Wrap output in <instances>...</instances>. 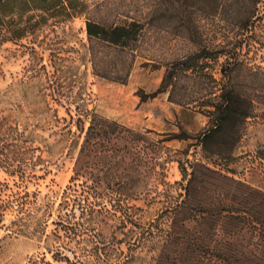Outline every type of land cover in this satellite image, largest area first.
<instances>
[{"label": "rangeland", "instance_id": "1", "mask_svg": "<svg viewBox=\"0 0 264 264\" xmlns=\"http://www.w3.org/2000/svg\"><path fill=\"white\" fill-rule=\"evenodd\" d=\"M87 2V14L56 25L50 21L35 35L0 44V117L10 115L29 132L22 155L27 160L23 166L27 177L22 181L20 174H10L0 165V181L11 187L2 198L8 200L13 190L36 192L37 204L51 201L56 218L93 114L115 120L112 116L123 108L118 89L124 88L130 76L131 87L143 84L151 90L165 88L178 108L200 114L197 123L206 121L203 130L209 118L202 110L208 108L206 104L214 99L220 86L209 76L213 74L219 81L230 78V83L253 104L232 158L208 157L201 142L194 138L202 130L190 132L186 126L193 120L185 115L183 125L176 118L166 124L163 132L144 125L130 127L136 132V140L132 142L133 153L124 160L116 152H121L119 148L125 144L115 139L105 141L109 151L99 158L100 168H96L104 185L111 174L125 180L115 186L125 193L124 201L114 206L104 199L106 208L113 213L114 208H122L118 216L124 213L148 226L149 221L168 216L169 210L185 198L183 184L187 181L180 164L188 172L193 170L192 163L203 162L210 167L212 171L197 168L205 181L198 183L196 196L198 201L209 202L220 210L210 217L212 260L185 248L179 239H137L123 233L132 225L124 227L119 217L111 220L113 215L107 213L108 222L102 225L84 220L85 225L96 228V237L93 232L80 231L70 238L52 236L71 248L62 247L71 262L65 258L58 261L47 248L50 241L42 232L35 234L10 226L19 214L11 202L0 222V264H31L33 259H37L35 264H47L44 259L52 264H264V0L258 2V12L250 17L243 5L253 6V2L246 0H227L220 9L218 0ZM87 17L108 25L136 19L145 28L136 43L122 49L90 41ZM92 44L96 68L91 60ZM201 51L209 54L202 58L205 76L175 65ZM224 64L229 77L222 73ZM95 122L99 126L101 120ZM183 131L192 137L172 138ZM223 204L241 208L234 215L238 218L255 213L257 228L242 222L237 229L233 225L237 219H222V212L227 214L221 209ZM45 226L46 233H51L56 225L50 219ZM78 227L83 230V226ZM229 232L236 233L229 237ZM51 250L56 248L51 246Z\"/></svg>", "mask_w": 264, "mask_h": 264}, {"label": "trees", "instance_id": "2", "mask_svg": "<svg viewBox=\"0 0 264 264\" xmlns=\"http://www.w3.org/2000/svg\"><path fill=\"white\" fill-rule=\"evenodd\" d=\"M226 1L218 0V8H223ZM246 1H252L253 6L244 3L245 8H243V11L249 12V17L250 15L254 16L259 10L258 2L261 0ZM88 9L87 0H0V44L9 41H20L35 35L42 26L51 24L50 21L52 25H56L59 22H65L76 16L87 14ZM249 17L246 19V23H248ZM144 28V23L136 19L121 23L114 22L109 25L101 21H95L90 17H87L86 20V29L90 41L103 42L122 49L129 48L136 43ZM93 47L92 44L90 53L94 68H96ZM208 55L201 51L180 60L175 65L180 66V70L191 71L203 77L206 75L204 74L206 68L202 64V58L209 57ZM222 73L225 77H229L225 64L222 66ZM102 75L109 78L106 74ZM166 78H164L163 83L166 81L167 84ZM209 78L220 86L214 92V99L206 104L208 108L202 110L209 118L208 125L194 138L201 142L208 157L218 156L228 160L233 157L242 137L245 123L252 115L253 104L230 83V78L227 81H219L214 78L213 74ZM124 81L125 79H122V82ZM163 90L165 88L160 87L154 93L147 94L143 92L140 95L145 100ZM93 115L91 124L85 131L84 141L75 163L74 174L71 176L70 184L65 188L58 204L56 218H53L54 212L51 209V201L37 204L36 192L31 193L25 190L22 193L13 190L8 194V200H3L2 194L11 187L8 183L5 184L0 181V222H3L6 209L11 205V202H14L19 214L11 220L10 226L20 231L28 229L35 234L42 232L45 240L50 241L47 248L53 253V257L58 261L65 258L68 262H71L70 257L62 251V247L70 250L71 248L52 236L70 238L78 235L80 231L83 233L90 232V234L93 232L92 236L96 237L99 234L96 228L88 227L84 224V220L90 219L93 223L102 225L108 222L106 217H109L107 213H110L113 215L111 220L119 217V223L124 227H127L128 223L132 225L128 227V231L123 230V233L128 232L137 239H141L142 236H157L163 238L164 241L179 239L185 248L195 249L198 251V255L206 256L207 261L211 262L213 246L210 239H212L213 230L210 217H213L220 210L211 206L209 202L202 203L200 200L198 201L196 196L198 183L205 181L199 176L197 168L204 167L212 171L211 168L203 162L192 163L193 170L188 172L186 167L180 164L183 179L187 181L186 184H183L185 198L177 203L175 208L169 210L168 216L162 215L161 219L157 221L151 220L148 222V226L143 225L135 217H127L124 213L118 216V211L124 210L114 208V213L110 212L103 200L109 199L114 206L118 202L121 203L125 193L116 189L115 186H121L125 183V180L117 174H111L106 181L107 184L104 185L103 177L96 172V168H100L99 158L102 157L105 151H109L104 144L105 141L114 139L119 143L121 141L125 145L119 148L121 152L116 153L123 160L130 157L133 153L131 147L133 146L132 142L136 140L134 138L136 132L117 120L110 121L97 113ZM96 119L101 120L99 126L95 122ZM69 131H72V129ZM28 137L29 132L25 125L21 128L19 122L14 121L10 115L0 117V165L4 166L10 174H20L22 181L27 177L23 169V166L27 164V160L22 155L26 149L24 145H26ZM191 137L192 135L183 131L172 138L188 139ZM213 173L216 172L213 171ZM221 209L227 213L222 212V219H237L233 224L237 229L241 228L240 223L242 222L245 223L246 227L257 228L259 219L255 216V213L253 214L248 210L249 216L238 218L234 215L241 208L235 209L228 204H223ZM50 219L56 226L51 233H46L47 227L44 228L43 226L44 224L47 225ZM78 226H83V230ZM222 228L225 231V225ZM235 233L229 232V237L235 235ZM51 238H53V241ZM51 246L55 247L56 250H51ZM36 260L33 259L31 264H35ZM44 261L47 264H52L45 259Z\"/></svg>", "mask_w": 264, "mask_h": 264}, {"label": "crops", "instance_id": "3", "mask_svg": "<svg viewBox=\"0 0 264 264\" xmlns=\"http://www.w3.org/2000/svg\"><path fill=\"white\" fill-rule=\"evenodd\" d=\"M127 83H124V88H119L117 97H120V103L123 105L118 115L112 116L115 120L127 127H136L138 125H144L151 130L165 131L166 124H171L176 118L181 120V124H184L182 118L187 115L193 120L192 125L186 126L190 132L203 131L206 126V121L197 123V118L200 114L197 112H189L190 109L181 110L172 102L169 98V91L163 90L158 92L154 96H150L147 99H142L139 91L143 90L145 93H154L160 86L155 89H149L146 85L132 86L131 76ZM130 112V115H124L126 112ZM161 126V128H160Z\"/></svg>", "mask_w": 264, "mask_h": 264}]
</instances>
